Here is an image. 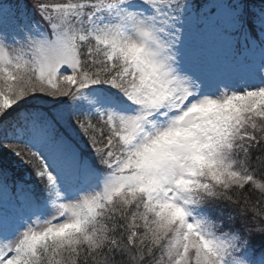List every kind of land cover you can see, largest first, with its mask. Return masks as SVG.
I'll return each mask as SVG.
<instances>
[{
	"label": "rangeland",
	"instance_id": "rangeland-1",
	"mask_svg": "<svg viewBox=\"0 0 264 264\" xmlns=\"http://www.w3.org/2000/svg\"><path fill=\"white\" fill-rule=\"evenodd\" d=\"M169 2L118 0L86 20L74 17L78 10L72 18L65 11L55 18L54 34L32 21L25 4L0 0V63L17 64L28 50L40 72L71 80L79 61L70 32L75 26L79 39L108 49L110 61H126L145 90L133 109L100 93L87 99L110 107L132 142L130 158L112 169H99L38 112L23 113V123L6 132L37 146L50 192L37 202L30 182H0V264H27L20 253L26 238L63 234L79 225L81 213H93L126 189L175 212L179 230L168 249L171 264H264L236 235L218 230L191 189L201 180H240L227 139L241 111L264 106V20L257 22L262 42L238 50L242 19L225 1L214 0L202 12L181 0H172L176 7Z\"/></svg>",
	"mask_w": 264,
	"mask_h": 264
},
{
	"label": "trees",
	"instance_id": "trees-1",
	"mask_svg": "<svg viewBox=\"0 0 264 264\" xmlns=\"http://www.w3.org/2000/svg\"><path fill=\"white\" fill-rule=\"evenodd\" d=\"M6 1L25 4L32 21L55 34L59 14L68 11L72 18L78 10L74 17L86 20L106 3L118 0ZM170 1L160 0L176 7ZM181 1L202 12L214 0ZM223 1L242 19L235 32L237 49L262 42L257 22L264 20V0ZM70 32L76 36L79 60L71 80L63 74L40 72L28 50L20 53L17 64L11 60L0 63V89L2 84L8 87L0 90V182H30L37 202L50 192L38 148L29 140L6 136L10 128L23 123V113L38 112L48 118L56 132L76 144L99 169L107 170L130 158L132 142L121 119L110 114L112 109L89 105L88 97L100 93L130 109L140 107L144 98L141 79L130 73L126 61H110L108 49L94 39L75 35L77 27H71ZM241 112L234 118L227 139L231 167L243 172L240 180H201L193 189L218 230L236 235L253 260L264 262V106ZM2 198L0 194V201ZM80 216L79 225L63 234L26 238L20 253L27 264H171L168 249L178 235L179 221L173 210L138 189H126L113 202Z\"/></svg>",
	"mask_w": 264,
	"mask_h": 264
}]
</instances>
